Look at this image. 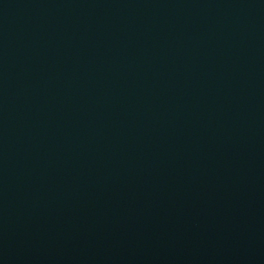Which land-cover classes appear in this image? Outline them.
Here are the masks:
<instances>
[{"label": "water", "instance_id": "obj_1", "mask_svg": "<svg viewBox=\"0 0 264 264\" xmlns=\"http://www.w3.org/2000/svg\"><path fill=\"white\" fill-rule=\"evenodd\" d=\"M0 264H264V0H0Z\"/></svg>", "mask_w": 264, "mask_h": 264}]
</instances>
